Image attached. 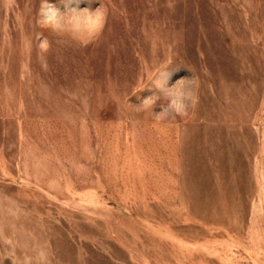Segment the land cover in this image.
<instances>
[{
  "label": "rangeland",
  "instance_id": "rangeland-1",
  "mask_svg": "<svg viewBox=\"0 0 264 264\" xmlns=\"http://www.w3.org/2000/svg\"><path fill=\"white\" fill-rule=\"evenodd\" d=\"M39 5L0 0V264H264V0H80L86 44ZM163 69L187 118L137 105Z\"/></svg>",
  "mask_w": 264,
  "mask_h": 264
},
{
  "label": "clouds",
  "instance_id": "clouds-1",
  "mask_svg": "<svg viewBox=\"0 0 264 264\" xmlns=\"http://www.w3.org/2000/svg\"><path fill=\"white\" fill-rule=\"evenodd\" d=\"M168 6L172 7L171 4ZM105 20L102 7L81 8L80 0H58V3L40 0L36 23L39 27L57 35L67 34L81 44H86L103 30ZM48 49V41L43 40L39 45L40 53H46ZM169 78L170 73L167 69L158 71L150 81V86L146 87L152 90V94L137 104L142 111H151L157 121L175 120L177 117L187 118L190 108L195 103L198 84L195 74L190 78H181L172 85L168 83ZM161 99L164 101L161 110L154 112L156 102ZM13 264H17V261L13 260ZM22 264H50V260L46 251L41 249L34 256L25 255Z\"/></svg>",
  "mask_w": 264,
  "mask_h": 264
}]
</instances>
